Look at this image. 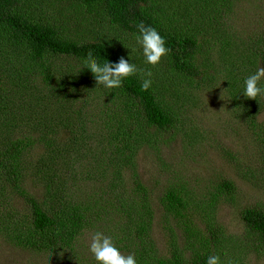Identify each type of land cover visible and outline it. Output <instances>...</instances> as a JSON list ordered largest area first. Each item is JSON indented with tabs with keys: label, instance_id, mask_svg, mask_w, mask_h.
Returning <instances> with one entry per match:
<instances>
[{
	"label": "rangeland",
	"instance_id": "1",
	"mask_svg": "<svg viewBox=\"0 0 264 264\" xmlns=\"http://www.w3.org/2000/svg\"><path fill=\"white\" fill-rule=\"evenodd\" d=\"M154 1L163 10L162 26L198 42L195 66L203 75L190 84L173 71L167 56L154 67L143 65L142 55L129 48L134 45V36L107 24L99 9L90 15L81 12L74 0H20L16 10L25 19L55 25L71 40H106L125 58L130 55L139 67L150 68L151 87L165 109H175L176 114L169 128L149 130L136 106L124 101L116 107L115 116L129 119L130 137H136V141L127 149L119 141L114 148L102 144L108 134L107 118L98 119V106L71 107L70 102L47 98V76L33 75L35 69L17 62L8 64L14 57L25 60L27 53L1 34L0 54L5 58H0V148L4 141L11 144L9 140L30 145L23 152L17 149L9 155V159L17 160L14 171L0 170V264H76L65 261V255L72 254L68 250L49 254L19 247L8 239L9 235L27 239L30 224L24 222L29 209L21 193L42 198L51 172L42 164L48 162V167H53L61 150L65 152L54 166L75 191L73 196H66V201L108 192L94 185L97 176L92 180L85 176L106 160L105 178L111 180L116 171L128 193L137 191L135 182H139L145 190L138 200L148 208L144 218L148 222L146 248L121 244L119 239L127 235L136 237L135 227L131 225L129 230L126 224L122 229L123 220L116 214L102 215L93 229L76 237L78 261L96 264L88 245L91 233L99 230L107 235L122 234L112 237L124 255L145 251L166 261L176 250L179 258L218 254L224 264H264V247L247 233L241 218L246 208L264 205V98L236 97L244 78L258 67L254 51L264 40V0ZM49 61L47 72L52 75L54 68L68 70L73 65L56 58ZM42 88L45 91H40ZM75 95L80 105L83 89L78 87ZM75 128L85 140L88 137L91 150L68 146L67 150L59 147L54 151L45 145L49 138L59 143L74 142L70 137ZM124 158L127 160L122 161ZM131 159L135 165L124 166ZM65 167L78 169L83 175L65 173ZM224 182L232 189L224 188ZM170 192L180 197L176 208L168 204Z\"/></svg>",
	"mask_w": 264,
	"mask_h": 264
},
{
	"label": "trees",
	"instance_id": "2",
	"mask_svg": "<svg viewBox=\"0 0 264 264\" xmlns=\"http://www.w3.org/2000/svg\"><path fill=\"white\" fill-rule=\"evenodd\" d=\"M74 1L83 13L92 15L98 12L95 11L96 9L101 10L107 24L133 36L138 32L136 25L140 22L157 28L159 33L165 37L166 46L171 49L167 58L173 71L180 77H184L186 79L184 82L188 84L203 75V72L198 71L195 66L197 40L187 35L179 36L162 26V20H164L163 10L154 0ZM19 4L20 0H0V35H7L13 45H19L23 49L22 51L27 53L25 60L22 61L14 57L12 61L7 63L14 64L17 62L22 64L24 68H33L35 73L32 74L36 76L45 74L46 79H48L47 91H49V95L47 98L56 97V101L70 102L71 107L86 106L89 109L90 106L96 104L99 111L98 119L107 118L105 128L108 134L104 136L102 144L114 148L115 142L119 141L122 145L124 143L122 148L127 149L133 144L131 142L136 141V137H130L132 130L128 125L129 119H118L115 116L116 107L121 106L124 101L125 104L129 102L136 106L137 112L149 130H164L173 124L176 114L175 109L170 112L165 109L166 105L160 99L155 88L154 90L150 87L149 90L143 91L140 87L142 81L139 76L125 79L122 87L116 89H107L101 85L96 86L93 74L88 70H84L82 60L89 51H93L102 61H106V59L118 61L122 55L116 51L111 42H106V40H71L62 35L61 29L55 25L31 22L25 19L16 10ZM254 54L258 57V67H264V40L258 42V48L254 51ZM0 58H5L2 52ZM50 58L70 61L73 65L68 70L54 68V74L52 75L47 72L49 63H51ZM142 64L144 65L143 62ZM78 87H81L84 91L80 105H77L78 99L75 95ZM40 91H45V89L42 88ZM262 97L264 98V95ZM2 103L3 100L0 99V104ZM109 112H111V115ZM87 115L89 116V114ZM82 122H87V120L83 119ZM78 129L71 130V134H73L70 138H73L74 142L64 141L59 143L57 139L49 138L50 142L45 143V145L53 148L54 151H59V147L67 150L68 146L88 147L91 150L88 137L85 140L83 133ZM124 136L130 139L124 140ZM9 141L11 144L4 141L2 148H0L2 150L5 147L4 152H0V170H8L11 173L17 165L14 164L17 160L9 159V155L17 149L23 152L27 148L26 146L30 145V142ZM55 145H59L57 149L54 148ZM64 152V150L59 151V158L53 163V167H48V162L42 164L43 169L47 168L51 172L47 175L46 186L40 200L24 192L21 193L29 209V214L24 222L27 225L30 224L27 239L23 240V237L19 235H9L8 239L19 247L24 246L31 250H42L45 253L49 251V254L68 250L72 254L65 255L66 262L86 264L85 259L83 262L78 261L76 237L84 234L87 229H93L95 221L99 220L102 215H109L110 217L114 213L120 221L123 220L120 224L122 229L128 224L130 230V226L133 225L136 232V237L127 235L125 239H119V242L123 245L130 244L135 247L140 245L146 248L145 233L148 222L144 218L148 208L138 200L145 190L143 186L139 182H135L137 191L129 193L124 191L123 179L119 177L116 171H113L111 180L105 178L104 165L107 161L101 160V165L85 176L86 179L90 180L94 178L93 176H97V182L95 181L94 185L103 187L108 192L105 195L85 194L81 201L75 198L66 201L67 195L73 196L75 194V191L73 192L74 188L72 185H70V188L68 187L67 181L60 175L58 167L54 166L57 165V161L61 158L60 155ZM125 160L127 159L124 158L122 161ZM62 165L66 166V164ZM134 165L132 159L124 164L129 168ZM62 171L68 172L72 176H75V172L83 175L73 167H65ZM223 186L228 190L232 189L228 182H224ZM167 199L170 200L168 201L170 206L178 207L180 203L178 195L170 192ZM241 218L246 224L247 233L256 238L258 245L264 247V205L258 204V206L246 208L241 213ZM114 234L122 237L119 232L110 235ZM171 254V258L165 261L164 258H158L149 252L134 253L138 264H206L208 257L207 254L200 255L197 253L190 259L179 258L176 250L172 251Z\"/></svg>",
	"mask_w": 264,
	"mask_h": 264
},
{
	"label": "clouds",
	"instance_id": "3",
	"mask_svg": "<svg viewBox=\"0 0 264 264\" xmlns=\"http://www.w3.org/2000/svg\"><path fill=\"white\" fill-rule=\"evenodd\" d=\"M138 32L134 34V45H130L132 53H139L145 65L156 66L162 57L167 56L171 49L166 46V39L157 28L140 22L136 25ZM84 70L90 71L96 81V86L101 85L107 89L120 88L125 79L139 76L141 89L149 90L153 83V73L150 68L139 67L124 56L118 61H102L93 51H89L82 60ZM264 67H257L254 73L244 78L243 88L236 96L242 95L246 99L257 101L258 96L264 95ZM231 100V99H230ZM88 251L92 254L96 264H138L134 254L124 255L117 247L111 235L103 231H94L90 235ZM62 257L63 254L60 253ZM206 264H224L220 255H209Z\"/></svg>",
	"mask_w": 264,
	"mask_h": 264
}]
</instances>
